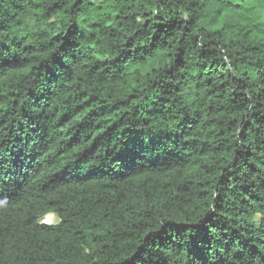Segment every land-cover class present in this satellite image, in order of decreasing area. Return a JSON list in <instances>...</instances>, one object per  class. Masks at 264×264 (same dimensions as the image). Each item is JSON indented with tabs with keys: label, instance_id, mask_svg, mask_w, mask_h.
<instances>
[{
	"label": "trees",
	"instance_id": "trees-1",
	"mask_svg": "<svg viewBox=\"0 0 264 264\" xmlns=\"http://www.w3.org/2000/svg\"><path fill=\"white\" fill-rule=\"evenodd\" d=\"M0 264H264V0H0Z\"/></svg>",
	"mask_w": 264,
	"mask_h": 264
},
{
	"label": "rangeland",
	"instance_id": "rangeland-1",
	"mask_svg": "<svg viewBox=\"0 0 264 264\" xmlns=\"http://www.w3.org/2000/svg\"><path fill=\"white\" fill-rule=\"evenodd\" d=\"M50 218L49 221L47 218ZM41 221L42 224L53 225L58 223V218L55 215H50Z\"/></svg>",
	"mask_w": 264,
	"mask_h": 264
},
{
	"label": "bare ground",
	"instance_id": "bare-ground-1",
	"mask_svg": "<svg viewBox=\"0 0 264 264\" xmlns=\"http://www.w3.org/2000/svg\"><path fill=\"white\" fill-rule=\"evenodd\" d=\"M47 219H48V221H49L50 218L48 217Z\"/></svg>",
	"mask_w": 264,
	"mask_h": 264
},
{
	"label": "water",
	"instance_id": "water-1",
	"mask_svg": "<svg viewBox=\"0 0 264 264\" xmlns=\"http://www.w3.org/2000/svg\"><path fill=\"white\" fill-rule=\"evenodd\" d=\"M49 216H50V215H49ZM46 217H48V216H46ZM46 217H45V218H46ZM45 218H44V219H45Z\"/></svg>",
	"mask_w": 264,
	"mask_h": 264
}]
</instances>
